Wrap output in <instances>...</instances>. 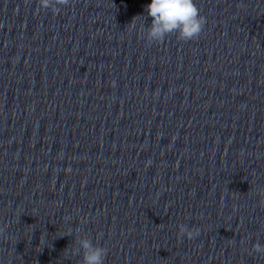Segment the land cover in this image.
Instances as JSON below:
<instances>
[{
  "label": "water",
  "instance_id": "obj_1",
  "mask_svg": "<svg viewBox=\"0 0 264 264\" xmlns=\"http://www.w3.org/2000/svg\"><path fill=\"white\" fill-rule=\"evenodd\" d=\"M194 2L149 45L151 0H0V264H80L77 229L104 264H264V0Z\"/></svg>",
  "mask_w": 264,
  "mask_h": 264
},
{
  "label": "clouds",
  "instance_id": "obj_2",
  "mask_svg": "<svg viewBox=\"0 0 264 264\" xmlns=\"http://www.w3.org/2000/svg\"><path fill=\"white\" fill-rule=\"evenodd\" d=\"M70 3L71 0H38L40 9H50L55 14L60 13L61 8L69 6ZM145 11L147 16L151 17V25L147 29L141 26L139 33L144 35L149 45L162 42L166 36L174 33L181 41L194 40L200 36L206 24L194 0H151ZM136 18H133L127 27L135 28L133 22ZM257 194L261 205H264V190H260ZM178 229L179 240L181 238L193 240L200 235L199 228L190 230L186 225L180 224ZM5 230V227H0V236L4 235ZM80 232V229L76 230L72 254L82 257L80 264H104L107 248L99 244L94 245L90 238L81 235ZM252 252L264 256V245L259 242L254 243Z\"/></svg>",
  "mask_w": 264,
  "mask_h": 264
}]
</instances>
